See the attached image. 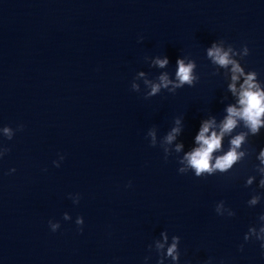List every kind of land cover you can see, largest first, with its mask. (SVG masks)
I'll list each match as a JSON object with an SVG mask.
<instances>
[{
	"label": "water",
	"instance_id": "obj_1",
	"mask_svg": "<svg viewBox=\"0 0 264 264\" xmlns=\"http://www.w3.org/2000/svg\"><path fill=\"white\" fill-rule=\"evenodd\" d=\"M213 42L231 47L264 87V0H0V127L16 132L9 140L0 128V151L10 148L0 157V264H157L164 230L169 244L181 237L178 264H264L260 242L244 240L264 213L255 167L264 128L229 172L178 171L201 122L219 124L236 103L230 71L207 58ZM156 56L169 58L166 68L152 64ZM186 56L196 84L146 98L145 81L174 79ZM177 117L182 131L165 144ZM255 193L262 199L249 206Z\"/></svg>",
	"mask_w": 264,
	"mask_h": 264
},
{
	"label": "clouds",
	"instance_id": "obj_2",
	"mask_svg": "<svg viewBox=\"0 0 264 264\" xmlns=\"http://www.w3.org/2000/svg\"><path fill=\"white\" fill-rule=\"evenodd\" d=\"M141 41L143 37L140 38ZM250 49L245 44L243 46V52L240 53L244 58L249 55ZM207 58L213 65L218 68L229 70L231 73V83L228 85V91L236 97V103L229 104L226 109V115L217 124L216 117L213 116L209 119H205L201 122L199 132L195 136V144L191 150L184 153L179 157L180 167L178 171L180 173H187L189 170L193 171L197 177L213 175L217 172L227 173L234 168V166L242 161L249 155V149L244 147L249 140V136L258 135L261 128H264V87L261 85V81L258 80L259 73L255 70L246 72L245 68L241 66V63L234 59L233 50L229 47L227 50L217 42H213L210 47L206 49ZM152 64L159 68H166L169 64V58L164 56H156L152 60ZM177 68L175 70L174 79H171L169 73H161L158 77V82H152L146 80L145 83L150 87V91L146 93V98L159 94L162 89L167 90L170 93H175L178 89L183 88L185 85L194 86L199 80V75L196 74L197 63L194 59L189 57H178ZM139 75L143 76L144 73ZM243 77L242 83L237 87V82ZM132 89L139 92V86L133 83ZM176 126L171 129L170 132L164 137L165 144H172L176 140L177 136L182 131V119L177 117L175 120ZM2 128L4 136L11 140L16 132L10 125H6ZM24 125L21 123L17 126L16 131L23 130ZM237 128L243 130L236 132ZM235 132V134H233ZM148 136H151V146H156L155 130H150ZM228 137V148H224V140ZM184 149V144L178 143L175 145V152L180 153ZM10 148L5 147L0 151V157H3ZM165 160L170 156L168 148L164 149ZM61 160L64 156H60ZM259 163L255 166L256 171L260 176L259 187L264 189V148H262L257 156ZM57 167L60 164L54 161ZM15 168L10 169V172H14ZM256 181V176H248L245 186H251ZM131 186V182L129 183ZM262 194L255 193L248 200L249 206H255L260 203ZM80 195L73 200L74 203H79ZM225 202L221 200L216 205V212L218 215H225ZM236 213L230 207L227 208V216H235ZM65 220H71V216L68 213H64ZM259 227L252 225L249 227L248 232L244 236V240L255 239L260 242L261 249H264V213L259 216ZM76 224L82 226L84 224V217L78 216L76 218ZM49 225L52 231H56L60 228L59 222L49 221ZM83 231V228L80 229ZM163 240H157L155 247L159 253V259L157 264H164L166 258H171L173 264H178L181 256L180 245L181 237L179 235H173L171 237V243L169 244V233L164 230L160 234ZM165 245H168L165 249ZM243 250V245L240 246ZM152 245H149V249ZM150 257H145L148 260ZM209 258L205 264H211Z\"/></svg>",
	"mask_w": 264,
	"mask_h": 264
}]
</instances>
